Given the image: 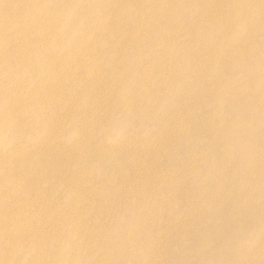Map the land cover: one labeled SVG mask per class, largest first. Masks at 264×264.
Segmentation results:
<instances>
[{
	"label": "rangeland",
	"instance_id": "374dc122",
	"mask_svg": "<svg viewBox=\"0 0 264 264\" xmlns=\"http://www.w3.org/2000/svg\"><path fill=\"white\" fill-rule=\"evenodd\" d=\"M211 263L264 264V0H0V264Z\"/></svg>",
	"mask_w": 264,
	"mask_h": 264
},
{
	"label": "bare ground",
	"instance_id": "6f19581e",
	"mask_svg": "<svg viewBox=\"0 0 264 264\" xmlns=\"http://www.w3.org/2000/svg\"><path fill=\"white\" fill-rule=\"evenodd\" d=\"M260 207H261V205H260ZM259 209L260 208H259V206L257 204L256 206H254L253 212L258 214L259 213ZM246 231H247V229L245 230L244 226L240 227L236 232H234V234H233V238L234 239H232V240H240L245 235ZM211 264H213V263H211Z\"/></svg>",
	"mask_w": 264,
	"mask_h": 264
}]
</instances>
